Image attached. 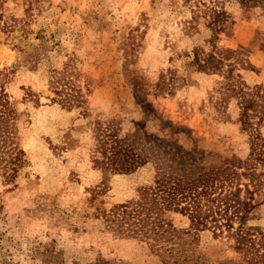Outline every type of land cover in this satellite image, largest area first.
<instances>
[{"label": "rangeland", "instance_id": "374dc122", "mask_svg": "<svg viewBox=\"0 0 264 264\" xmlns=\"http://www.w3.org/2000/svg\"><path fill=\"white\" fill-rule=\"evenodd\" d=\"M2 1L3 9L25 19L30 30H43L52 47L37 71L19 66L4 85L18 111L14 142L24 154L14 184L0 176V253L13 264H43L32 256L39 245L54 247L63 264H93L97 258L104 264H159L145 243L107 231L96 209L137 197V189L154 178L153 161L197 175L240 160L242 171L264 173V166L249 155L248 136L236 124L238 100L221 103L217 91L223 79L190 65L193 48L203 46L210 34L204 26L208 9H222L233 25L219 36L218 46L243 47L241 58L254 67L244 70L246 64L233 58V77L240 75L249 88L264 90V0L255 7L237 0ZM26 1L32 3L30 17L24 14ZM192 19L198 22L197 32L187 31ZM33 37L31 43H38ZM18 59L21 54L0 33V71ZM69 61L78 73L74 84L86 100L68 110L51 103L55 95L45 70H60ZM161 78H174L170 94L156 89ZM28 90L34 100L25 98ZM109 119L120 121L121 136H129L149 161L133 174L103 173L90 160L93 124ZM260 132L264 137V121ZM66 137L68 149L56 157L53 145ZM172 147L180 151L177 161L168 156ZM98 189L101 193L94 197ZM172 219L179 229L187 226L180 216ZM251 224L264 232V204ZM191 248L204 262L245 264L210 233Z\"/></svg>", "mask_w": 264, "mask_h": 264}, {"label": "trees", "instance_id": "16d2710c", "mask_svg": "<svg viewBox=\"0 0 264 264\" xmlns=\"http://www.w3.org/2000/svg\"><path fill=\"white\" fill-rule=\"evenodd\" d=\"M262 0H237L241 5L255 7ZM0 0V33L5 40L21 54L17 65L0 71V176L6 184H14L18 172L23 167V151L14 142L13 126L18 111L4 85L14 75L19 66L37 71L40 63L48 59L51 51L45 32H33L25 19L8 14ZM24 14L30 17L31 1H26ZM208 21L204 24L210 32L203 46L192 50L190 65L199 73L217 75L223 79L218 93L221 103L229 98L238 100L239 116L236 124L239 131L248 136L250 154L259 165L264 166V137L260 129L264 121V90L259 86L249 88L240 75L233 77L235 58L244 70L253 71L254 67L244 61L243 47L232 50L218 46L219 36L230 29L233 21L222 9H208ZM195 19L187 25V31L196 30ZM197 32V30H196ZM38 43H31L30 36ZM205 47L208 50H205ZM47 83L55 98L52 104L63 109L80 108L85 103L81 88L75 86L72 62L65 63L62 69L49 67L45 70ZM89 88V83H86ZM174 78L166 81L161 78L156 89L168 94L174 89ZM27 100H34L31 91H26ZM120 121L109 119L93 124V143L90 160L93 166L103 173L129 175L148 164L142 150L135 149L129 136H121ZM66 137L59 145H53L56 157L68 149ZM167 149L169 157H177L180 151ZM178 161H182L178 159ZM155 175L149 185L137 189V197L124 203L112 204L109 208L96 209V218L105 229L122 238L136 239L145 243L151 254L159 258V264H233L231 260L204 262L196 255L191 245H198L201 235L210 233L212 239L222 241L241 256L245 264H264V232L251 222L258 219V209L264 204L263 172L242 171L241 161L225 162L224 166L209 168L194 175L190 171L177 173L161 161H153ZM246 179L248 183H243ZM101 189L94 190V197ZM180 216L187 222L184 228H177L172 217ZM189 240V241H188ZM33 258L43 264H63L62 254L51 245H39L33 251ZM97 258L93 264H104ZM0 264H13L0 253ZM78 264V263H75ZM241 264V263H239Z\"/></svg>", "mask_w": 264, "mask_h": 264}]
</instances>
